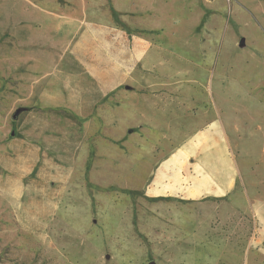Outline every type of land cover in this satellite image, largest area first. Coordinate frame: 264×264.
<instances>
[{
    "label": "rangeland",
    "instance_id": "rangeland-1",
    "mask_svg": "<svg viewBox=\"0 0 264 264\" xmlns=\"http://www.w3.org/2000/svg\"><path fill=\"white\" fill-rule=\"evenodd\" d=\"M151 262L264 264V0H0V264Z\"/></svg>",
    "mask_w": 264,
    "mask_h": 264
},
{
    "label": "crops",
    "instance_id": "crops-1",
    "mask_svg": "<svg viewBox=\"0 0 264 264\" xmlns=\"http://www.w3.org/2000/svg\"><path fill=\"white\" fill-rule=\"evenodd\" d=\"M77 109L78 110L75 111L76 114H81L83 112V110H81L82 107H78ZM197 130L194 132L195 134L197 133L196 135L194 134L195 136H189L186 140L188 141L186 147L183 146L179 148L180 151L183 150L182 152L187 154V157L190 159V165L196 166L197 170H199V174L193 176L194 181L189 187L193 186L197 182H202V185L208 188V190L205 189L198 197L202 195L220 196L233 187L236 178V171L233 165L234 161L233 158L230 157L227 150V148H229V144L226 133L221 126V128H217V132L215 128H212L211 130H206L204 135L198 137V135L201 134L202 129H199L200 131L198 132ZM198 140L201 141L200 144L197 143ZM209 140L219 141L217 146L218 149L216 151L209 152L202 148L204 144L203 141L208 142ZM192 155L195 158H192ZM183 156L184 155L180 152L177 156L173 154L171 157H166V160H163L162 162L160 161L161 163L158 164L156 168L155 176L161 178L165 170L167 172L166 176L171 175L174 170L170 165V159L182 158Z\"/></svg>",
    "mask_w": 264,
    "mask_h": 264
},
{
    "label": "water",
    "instance_id": "water-1",
    "mask_svg": "<svg viewBox=\"0 0 264 264\" xmlns=\"http://www.w3.org/2000/svg\"><path fill=\"white\" fill-rule=\"evenodd\" d=\"M243 44H244V40H243V38H241L240 41H239V46H243ZM17 115H18V110H15L13 112V114L11 115V118L12 119H16L17 118ZM151 264H154V263L151 262Z\"/></svg>",
    "mask_w": 264,
    "mask_h": 264
}]
</instances>
